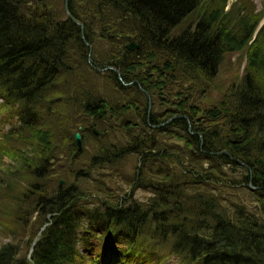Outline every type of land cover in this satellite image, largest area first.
Listing matches in <instances>:
<instances>
[{
    "label": "trees",
    "instance_id": "trees-1",
    "mask_svg": "<svg viewBox=\"0 0 264 264\" xmlns=\"http://www.w3.org/2000/svg\"><path fill=\"white\" fill-rule=\"evenodd\" d=\"M57 1L0 0V140L20 145L0 151L26 177L6 201L30 228L23 256L0 244V264H264V24L255 30L264 10L66 0L88 51ZM243 46L240 79L204 103L223 55ZM107 66L129 84L95 69ZM96 78L110 83V100L92 90ZM175 115L193 134L183 118L152 127ZM127 157L137 161L118 175L130 185L118 193L99 170L117 176Z\"/></svg>",
    "mask_w": 264,
    "mask_h": 264
},
{
    "label": "rangeland",
    "instance_id": "rangeland-1",
    "mask_svg": "<svg viewBox=\"0 0 264 264\" xmlns=\"http://www.w3.org/2000/svg\"><path fill=\"white\" fill-rule=\"evenodd\" d=\"M224 2H225L224 9L227 10L229 5L232 2L237 3V0H225ZM241 2L243 6L241 4L239 6H240V9H242L244 13H247L246 12L247 10L248 11L247 14H251V12L260 14L261 11L264 10V0H241ZM57 4H58V1H57ZM206 7L209 8L210 3H208ZM262 24H264V13L258 20L255 30H257ZM245 48L246 46H243L240 49H232L230 52H227L223 55L221 62L219 63L217 74L211 83V87L209 88L208 93L206 94L204 103L212 102V99H215L216 97H218L219 94L222 93L223 90L230 83L232 82L235 83L240 79V77L245 71V66H246L247 57L245 56ZM117 80L120 82V84H122L120 79L117 78ZM92 82L93 84L94 83L97 84V87H98V89L96 90L92 89L96 95H99L100 93L103 95L104 98L105 97L108 98V100H110V98L113 97V95H110V92H109L111 88L110 83H108L102 78H96ZM125 85H128V84H125ZM99 90H102L103 92ZM142 92L144 95L145 94L147 95V92L145 90L142 89ZM152 101H153V97H152ZM149 109H150V106H149ZM148 113H149V110H148ZM127 114H130V112ZM1 116H3V113H0V118ZM146 119L148 120V118ZM7 128H8V124H3L1 131H5ZM107 140H110V138H108ZM3 142L0 140V146L3 144H5L6 146H10L12 148H19L20 146L17 143H8V142H5L4 140ZM19 154L20 152L18 150L17 157L19 156ZM136 161H137V158H134V157L132 158L127 157L126 159H124L123 162H121L117 166V170H118L117 176L114 174V172H111L110 169H101L99 171L103 172L104 174L105 173L109 174V176L106 177L107 179L106 184L108 186L112 187L113 189H116V192L118 193L126 192L129 189L130 185L124 182L123 179H120L118 175L119 174L121 175L130 174L134 168V163ZM21 166H22L21 162H18L15 159L13 160V158L8 156L7 154H2L0 151V198L3 199V200H0V244L6 243V242H12L16 246H18V248L20 249V252L19 253L17 252V256L18 255L23 256L26 251L24 242L27 240L29 236L30 228H29V223L27 220L22 225H19L17 222H15V219L11 213L12 209H10L9 205L7 206L8 202L6 200L11 197L10 195H14L15 192H18L21 187L23 189L26 184V182H24L26 178L23 176L24 174L20 175L16 170V169H20ZM67 176H70V175H67ZM94 176L97 177V175H94ZM66 181L70 183L72 179L70 177H67ZM49 183L46 185L51 186L52 182L50 184ZM76 184L80 186L82 189H88V190L94 189V187L90 185L87 181L79 180V181H76ZM4 185L5 186L9 185L10 187L9 190H5V187H2ZM3 192L7 195L6 197H2ZM147 197H148V194L145 193L143 190H136L134 193V198L138 200H145ZM32 219L33 218L31 217L29 221L31 222ZM37 236L38 234L36 233L33 239L31 240V244L33 243V241H35L34 238H36ZM168 264H171V261L168 262Z\"/></svg>",
    "mask_w": 264,
    "mask_h": 264
},
{
    "label": "water",
    "instance_id": "water-1",
    "mask_svg": "<svg viewBox=\"0 0 264 264\" xmlns=\"http://www.w3.org/2000/svg\"><path fill=\"white\" fill-rule=\"evenodd\" d=\"M63 10H64V12L66 13L67 17L72 21V23L75 24V25H77V26L79 27V33H80V37H81V39H82V42L87 46L88 51H89V46L87 45V43H86L85 40L83 39V35H82V25L80 24V22H78L77 20H75L74 18H72V17H70V16L68 15V12H67V6H66V0H64V2H63ZM136 47H137V44H136L133 40L129 41V42L125 45V48H126L127 50H132L133 48H136ZM86 59H87V62H89V52H88L87 55H86ZM95 69H96V70H101V69H109V70H112V71H114V72L116 73L117 78L120 79V77H119V73H118L117 69H115V68H113V67H109V66L104 67V68H97V67H95ZM120 80H121V79H120ZM121 83L124 84V85L126 84V83H124L122 80H121ZM127 84H129V83H127ZM148 110H149V101H148V103H147L146 118H147V115H148ZM174 118H183V119L187 122V130H188L189 134H193L192 132L189 131V130H190V126H189V123H188L187 118H186L184 115H175V116H172V117L166 119V120H165L164 122H162V123H159V124H157V125H152V127H154V128H155V127H159V126H161V125L167 123L168 121H170L171 119H174ZM146 122H147V119H146ZM79 129H80V127H78V130H79ZM198 137H199L200 144H201V137H200L199 135H198ZM73 138H74V142H75L77 148H79V147H80V136H79L78 132H75V133L73 134ZM214 154H216V155H225V156H228V157L231 159V157L229 156V154H228L225 150H220V151H218V152H215ZM235 161L237 162V164L243 165L242 162L237 161V160H235ZM59 183H61V180H59Z\"/></svg>",
    "mask_w": 264,
    "mask_h": 264
}]
</instances>
